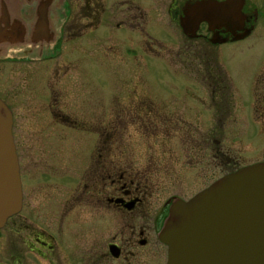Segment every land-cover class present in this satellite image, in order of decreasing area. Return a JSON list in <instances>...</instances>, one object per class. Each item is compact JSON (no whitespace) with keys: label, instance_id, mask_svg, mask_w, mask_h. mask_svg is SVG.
Returning a JSON list of instances; mask_svg holds the SVG:
<instances>
[{"label":"flooded vegetation","instance_id":"af4514ba","mask_svg":"<svg viewBox=\"0 0 264 264\" xmlns=\"http://www.w3.org/2000/svg\"><path fill=\"white\" fill-rule=\"evenodd\" d=\"M186 1L190 0H169L165 6L178 25ZM41 2L45 4V1L34 3L33 12L29 5L18 9L19 13L32 15L31 28L35 23L40 24L38 36L28 35V43L33 46L23 45L18 35L5 41L2 34L0 60L40 61L51 58L59 50L61 26L55 36L44 28L43 14L39 11ZM97 5L96 23L101 21L104 12L98 0ZM123 5L127 6L125 2ZM126 10L128 16L115 22L116 29L122 26L125 30V24L133 28V24L139 25L144 18L136 8L128 6ZM5 12L0 7V14ZM69 12L70 8L64 16ZM82 17L86 19L89 15L84 13ZM5 20L2 16L0 21L7 24ZM183 35L194 41L201 39L214 49L217 47L221 53L218 62L224 54L221 47L234 45L244 53L240 84L237 85L235 78H212L206 89L209 102L204 104V100L196 97L201 103L191 105L190 111L199 110L204 104L207 114L210 112V121L227 127L232 123L235 129L237 125L242 127L240 139L264 140V0H242L239 19L233 24L200 22L194 36ZM149 43L146 39V50L156 53L151 51L156 44L150 47ZM12 46L17 49L15 55L7 52ZM123 51L129 61H139L133 47L127 45ZM164 52L169 51L166 48L160 51ZM163 57L168 63L180 58L178 52ZM198 58L206 63L218 56L194 55V59ZM58 80L51 75L47 98L51 123L48 124L59 128L90 127L95 136L92 139L80 136L79 141L72 142L62 130V135L58 132L50 139L31 136L30 142L21 136L14 144L20 207L0 226V264H165L166 246L158 238L159 230L171 204L194 195V167L199 165L194 158L193 133L181 130L188 125L176 111V108L191 106L179 103L168 109L167 103H152L146 93L127 88L110 105L115 122L106 126L110 130L104 135L102 120L97 115L72 113L74 110L68 103H63L65 94L58 88ZM100 93L101 88L95 101H102ZM86 101L78 109H92L93 105ZM3 102L9 109L8 102ZM235 111L241 112L243 118L236 116ZM11 119L13 122L12 113ZM116 128L120 130L114 135ZM129 128L136 130L134 135L129 133ZM148 129L155 131L148 132ZM123 136L124 141L130 137V142H122ZM133 138L138 140L135 149L131 146ZM72 143H77L74 151H71ZM211 150L207 162L219 160L223 165L221 174L201 189L239 167L264 161L240 163V158H232L225 146H211ZM42 207L48 209L40 211Z\"/></svg>","mask_w":264,"mask_h":264},{"label":"rangeland","instance_id":"374dc122","mask_svg":"<svg viewBox=\"0 0 264 264\" xmlns=\"http://www.w3.org/2000/svg\"><path fill=\"white\" fill-rule=\"evenodd\" d=\"M0 1L10 24L13 25L12 28L23 30L24 34L18 35V39L24 42L23 45L33 46L28 43V32L33 18L31 14L19 13V8L29 5L31 6L29 9L34 10V3L45 1L46 30L55 36L61 26L59 50L53 53L51 58L40 61L31 59L28 63L0 60V99L8 102L10 106L14 144L19 138L21 139V136L22 140L30 142L31 136L50 139L53 134L62 135V130L72 142L79 141L80 136L91 139L95 136L89 131L90 127L59 128L48 124L51 123L47 111L51 75L59 78L58 88L65 94L63 103H68L69 108L74 110L72 113L97 115L102 120L104 135L110 130L106 126L115 122L112 111L109 110L110 105L114 97H122L127 88L141 90L150 97L152 103H167L166 107L169 109L179 103L185 107L196 105L201 103L198 99L204 100L203 103L207 104L209 101L206 89L210 86L209 81L214 77L230 80L235 78L237 85L240 84L239 77L243 68H240V64L244 53H240L239 47L234 45L221 47L224 54L218 62L221 53L217 47L214 49L201 39L194 41L181 33L175 17H171L165 11L169 0H98L104 12L101 21L97 23L94 17L96 7H99L97 0ZM123 2L127 6L123 5ZM128 6L139 10L144 14V18L139 25L133 24V28L126 27L125 24L123 25L125 30L122 26H120L122 30L119 27L116 29L115 22L128 16L126 10ZM69 8V15L64 16ZM84 13L89 15L90 19H84L82 17ZM146 39L150 40L148 44L150 47L156 44L151 48V51L156 53H149L146 50ZM160 44L163 46L158 47ZM127 45L135 49L139 61L132 62L124 57L128 55L123 51ZM164 48L169 52L160 53ZM16 50L12 46L7 52L15 55ZM175 52H178L180 57L176 62L164 61L163 56L175 55ZM210 54L218 58L206 63L199 58L194 59V55L201 57ZM159 55L163 58H159ZM100 88L102 101L98 99L95 101ZM84 100H87V104L93 105L94 110L83 107L78 109ZM204 104L198 107L199 110L190 111L192 106L189 109L176 108L177 113L188 125L181 130L193 133L194 136V158L199 162V165L194 167V193L221 174L220 167L223 165L219 160L207 162L212 155L211 146L227 147L230 149L231 157L238 156L240 163L264 159V140L240 139L242 127L238 128L237 125L235 129L232 123L227 127L225 124L220 125L216 121H210L208 116L210 112L207 114L208 108ZM236 111L235 115L243 118L242 113ZM34 113H37V116H34ZM248 119L247 117L246 120ZM41 124L45 126L39 127ZM115 130L114 135L120 129ZM134 131H136L134 128H129L131 135H134ZM154 131L148 129V132ZM124 138L123 136L122 142ZM213 139L216 142H212ZM127 140L130 142V137ZM127 140L124 142L126 143ZM137 143V139H131L132 149L137 148ZM74 144L77 143L71 144V151H74ZM47 202L48 200L45 204ZM45 208L48 209L42 207L40 211H45Z\"/></svg>","mask_w":264,"mask_h":264},{"label":"water","instance_id":"95a60500","mask_svg":"<svg viewBox=\"0 0 264 264\" xmlns=\"http://www.w3.org/2000/svg\"><path fill=\"white\" fill-rule=\"evenodd\" d=\"M241 5L242 0L186 1L179 26L192 37L200 22L233 24ZM42 14L45 28V8ZM2 16L7 19V24L0 21L5 41L24 34L12 28L6 13L0 14V20ZM39 25L35 23L28 34L38 36ZM11 126L10 110L0 99V226L20 207ZM158 238L166 246L165 264H264V161L239 167L187 200L173 202Z\"/></svg>","mask_w":264,"mask_h":264},{"label":"bare ground","instance_id":"6f19581e","mask_svg":"<svg viewBox=\"0 0 264 264\" xmlns=\"http://www.w3.org/2000/svg\"><path fill=\"white\" fill-rule=\"evenodd\" d=\"M39 6H40V10H41V12L43 13L44 12V8H45V4H44V2H41L40 4H39ZM46 19V18H45Z\"/></svg>","mask_w":264,"mask_h":264}]
</instances>
